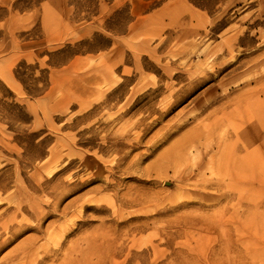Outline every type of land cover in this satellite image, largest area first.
<instances>
[{
    "label": "rangeland",
    "instance_id": "1",
    "mask_svg": "<svg viewBox=\"0 0 264 264\" xmlns=\"http://www.w3.org/2000/svg\"><path fill=\"white\" fill-rule=\"evenodd\" d=\"M0 264H264V0H0Z\"/></svg>",
    "mask_w": 264,
    "mask_h": 264
}]
</instances>
